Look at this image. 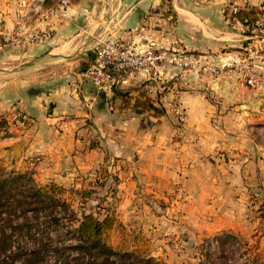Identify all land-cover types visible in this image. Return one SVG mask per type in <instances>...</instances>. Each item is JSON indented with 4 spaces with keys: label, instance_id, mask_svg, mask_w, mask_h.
I'll return each mask as SVG.
<instances>
[{
    "label": "crops",
    "instance_id": "obj_1",
    "mask_svg": "<svg viewBox=\"0 0 264 264\" xmlns=\"http://www.w3.org/2000/svg\"><path fill=\"white\" fill-rule=\"evenodd\" d=\"M261 12L258 0H0V38L14 40L0 52V118L10 132L0 136V176L28 174L36 188L102 190L120 216L140 207L143 193L167 200L178 189L209 207L226 201V219L240 218L233 212L243 209L242 188H264V141L248 131L264 127V115L262 124L251 115L264 114L262 92L229 72L213 79L194 72L180 92L186 120L179 126L159 92L142 85L167 77L161 61L109 91L84 71L106 38L231 64L246 38L231 26ZM15 108L23 126L9 120Z\"/></svg>",
    "mask_w": 264,
    "mask_h": 264
},
{
    "label": "rangeland",
    "instance_id": "obj_2",
    "mask_svg": "<svg viewBox=\"0 0 264 264\" xmlns=\"http://www.w3.org/2000/svg\"><path fill=\"white\" fill-rule=\"evenodd\" d=\"M258 4L262 12L246 23L249 29L239 32L246 38L230 52L235 58L231 64L212 63L214 54L160 52L163 65L157 68L162 65L160 70L167 73L158 81L161 88L187 91L194 72L203 79L229 72L244 87L264 94V0ZM235 25V31L245 26ZM251 115L253 124H262L264 114ZM248 131L253 140L264 141V127ZM37 184L28 174L0 176V264H264V188H242L243 209L233 212L240 218L233 214L226 219V201L217 199L211 208L203 197L193 201V194L184 190L176 189L167 200L143 193L137 198L141 206L120 216L112 211L113 198L102 190L36 188ZM146 197L157 202H145ZM144 202L147 206L142 207ZM83 215L107 216L110 229L101 231L96 244L78 229Z\"/></svg>",
    "mask_w": 264,
    "mask_h": 264
},
{
    "label": "built area",
    "instance_id": "obj_3",
    "mask_svg": "<svg viewBox=\"0 0 264 264\" xmlns=\"http://www.w3.org/2000/svg\"><path fill=\"white\" fill-rule=\"evenodd\" d=\"M233 27H236L233 24ZM250 25L240 26L239 31L244 32ZM14 40L9 36L7 40L0 38V52L12 45ZM163 57L160 52L139 50L133 48L129 43L116 39H101L96 47L95 60L84 74L95 85L98 90L109 91L115 85L128 83V80L136 77L135 73L143 68L157 67ZM156 79L146 77L142 85L148 89L159 92V102L172 115L173 120L181 126L186 120V112L180 102V91L176 88L164 90ZM160 81V80H158ZM9 120L23 126L25 121L21 110L13 109L9 113ZM9 130V129H8Z\"/></svg>",
    "mask_w": 264,
    "mask_h": 264
},
{
    "label": "trees",
    "instance_id": "obj_4",
    "mask_svg": "<svg viewBox=\"0 0 264 264\" xmlns=\"http://www.w3.org/2000/svg\"><path fill=\"white\" fill-rule=\"evenodd\" d=\"M0 125L4 126H2L3 130H5L3 133L8 134L9 130L6 119L2 118V120H0ZM107 221V216H105L104 218H97L95 216L93 217L92 215H83L78 229L80 232L96 239L93 241L96 244L98 242L97 239L99 238L101 231L105 227H108Z\"/></svg>",
    "mask_w": 264,
    "mask_h": 264
},
{
    "label": "water",
    "instance_id": "obj_5",
    "mask_svg": "<svg viewBox=\"0 0 264 264\" xmlns=\"http://www.w3.org/2000/svg\"><path fill=\"white\" fill-rule=\"evenodd\" d=\"M13 150H14V152H17L16 145L13 146Z\"/></svg>",
    "mask_w": 264,
    "mask_h": 264
}]
</instances>
